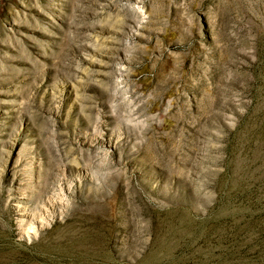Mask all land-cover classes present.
<instances>
[{"label":"rangeland","instance_id":"1","mask_svg":"<svg viewBox=\"0 0 264 264\" xmlns=\"http://www.w3.org/2000/svg\"><path fill=\"white\" fill-rule=\"evenodd\" d=\"M0 264H264V0H0Z\"/></svg>","mask_w":264,"mask_h":264}]
</instances>
